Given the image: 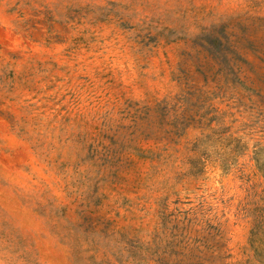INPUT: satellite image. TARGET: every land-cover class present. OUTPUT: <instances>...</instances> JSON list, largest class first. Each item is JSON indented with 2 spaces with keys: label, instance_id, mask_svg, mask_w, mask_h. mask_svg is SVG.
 I'll return each mask as SVG.
<instances>
[{
  "label": "rangeland",
  "instance_id": "374dc122",
  "mask_svg": "<svg viewBox=\"0 0 264 264\" xmlns=\"http://www.w3.org/2000/svg\"><path fill=\"white\" fill-rule=\"evenodd\" d=\"M0 264H264V0H0Z\"/></svg>",
  "mask_w": 264,
  "mask_h": 264
}]
</instances>
